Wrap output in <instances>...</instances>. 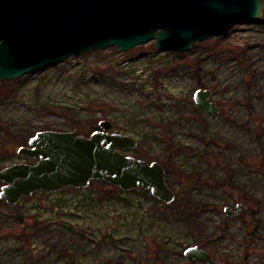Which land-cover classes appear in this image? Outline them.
Masks as SVG:
<instances>
[{
    "label": "rangeland",
    "instance_id": "obj_1",
    "mask_svg": "<svg viewBox=\"0 0 264 264\" xmlns=\"http://www.w3.org/2000/svg\"><path fill=\"white\" fill-rule=\"evenodd\" d=\"M199 89L219 115L198 108ZM102 120L138 141L125 154L168 167L176 201L103 180L0 198V264H201L185 257L195 245L221 264H264V14L186 52L151 41L0 82V170L34 163L17 151L39 131L89 137Z\"/></svg>",
    "mask_w": 264,
    "mask_h": 264
},
{
    "label": "water",
    "instance_id": "obj_2",
    "mask_svg": "<svg viewBox=\"0 0 264 264\" xmlns=\"http://www.w3.org/2000/svg\"><path fill=\"white\" fill-rule=\"evenodd\" d=\"M263 14L264 0H0V82L86 52L115 47L124 52L151 41L162 50L186 52ZM194 100L210 116L220 114L210 89H199ZM138 145L133 137L114 132L108 120L89 137L39 131L17 151L35 163L0 170V198L14 206L37 192L85 189L103 180L125 192L143 188L171 205L176 193L163 164L125 154ZM244 209L238 204L224 212L235 217ZM185 257L221 264L199 245L189 247Z\"/></svg>",
    "mask_w": 264,
    "mask_h": 264
},
{
    "label": "trees",
    "instance_id": "obj_3",
    "mask_svg": "<svg viewBox=\"0 0 264 264\" xmlns=\"http://www.w3.org/2000/svg\"><path fill=\"white\" fill-rule=\"evenodd\" d=\"M164 166V165H163ZM165 167V169H166V171H167V176L169 175V173H170V171H169V169H168V167L167 166H164ZM107 183V182H106ZM107 184H109V183H107ZM109 185H111V184H109ZM111 186H113V185H111ZM115 187V186H114ZM118 188V187H117ZM176 201V200H175ZM173 204V203H172ZM191 263H194V261H191Z\"/></svg>",
    "mask_w": 264,
    "mask_h": 264
},
{
    "label": "built area",
    "instance_id": "obj_4",
    "mask_svg": "<svg viewBox=\"0 0 264 264\" xmlns=\"http://www.w3.org/2000/svg\"><path fill=\"white\" fill-rule=\"evenodd\" d=\"M67 189V188H66ZM63 190H65V189H63ZM62 191V190H61ZM39 193H46V194H52V193H48V192H39ZM53 193H60V191H57V192H53Z\"/></svg>",
    "mask_w": 264,
    "mask_h": 264
},
{
    "label": "flooded vegetation",
    "instance_id": "obj_5",
    "mask_svg": "<svg viewBox=\"0 0 264 264\" xmlns=\"http://www.w3.org/2000/svg\"><path fill=\"white\" fill-rule=\"evenodd\" d=\"M34 163H35V161H34Z\"/></svg>",
    "mask_w": 264,
    "mask_h": 264
}]
</instances>
